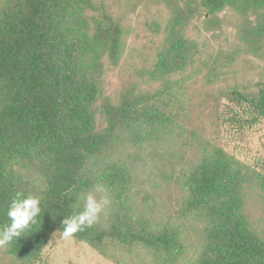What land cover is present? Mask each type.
<instances>
[{
    "label": "trees",
    "instance_id": "16d2710c",
    "mask_svg": "<svg viewBox=\"0 0 264 264\" xmlns=\"http://www.w3.org/2000/svg\"><path fill=\"white\" fill-rule=\"evenodd\" d=\"M200 7L208 15L230 9L244 23L255 15L244 40L253 51L264 46V0L188 2V19ZM185 18L180 10L173 16L178 31L167 33L161 74L182 69L187 47L178 25ZM122 39L106 0H0V227L10 222L7 208L19 193L38 196L42 209L24 237L1 246L8 259L2 264L40 262L48 239L62 235L63 219L96 185L110 203L96 224L72 237L116 264H264V236L245 211L247 188L257 186L264 199V157L242 162L200 128L178 125L188 139L173 136L181 107L163 98L174 100L183 89L168 77L153 93L134 84L114 101L105 96L103 61L118 63ZM257 88L223 95L226 103L215 105L216 139L264 124V79ZM161 147L179 160L188 152V166L172 170L183 213L163 220L141 205L147 198L139 201L136 187L142 160Z\"/></svg>",
    "mask_w": 264,
    "mask_h": 264
},
{
    "label": "rangeland",
    "instance_id": "374dc122",
    "mask_svg": "<svg viewBox=\"0 0 264 264\" xmlns=\"http://www.w3.org/2000/svg\"><path fill=\"white\" fill-rule=\"evenodd\" d=\"M200 1L106 0L122 25L123 50L116 65L110 64L107 59L103 61V94L114 101L122 90L134 84L137 89L153 93L162 88L168 77L169 82H175L183 89L176 92V95L173 94L175 101L170 96L163 98L166 104L176 102L181 107L176 112L177 129L173 136H178L181 141L188 139V133H185L188 131L182 132L178 125L196 131L203 129L205 139L214 144L219 143L228 153L250 165L264 157V124L246 130L243 135L230 134L216 139L218 117L215 105H220L222 101L226 103L223 95L234 88L255 93L259 82L264 79V46L255 47L253 51L251 44L244 40L242 32L246 27L245 23L256 22V16L249 13L244 23L230 9L208 15L200 7L188 19V2L199 5ZM178 10L186 16L184 22L178 25L187 47L179 55V63L183 66L174 73L161 74L158 69L160 53L167 43V33L173 31L175 34L178 31L177 26L171 24ZM188 40L195 47L189 53ZM261 44L264 45V42ZM99 103L100 101L97 102ZM94 122L98 129L102 127L100 114L95 116ZM178 155H182L184 159L179 160L175 153L161 147L150 157L144 158L142 161L146 165L137 170L139 201L146 197L147 199L141 200V205H146L160 219L168 214L180 217L183 213L182 191L172 170L181 173L188 164V152ZM189 155L192 156V153ZM246 191L248 197L245 211L248 219L264 236L263 193L257 186L247 188ZM7 260L0 246V264ZM36 264L116 263L100 255L85 242L73 237L65 239L63 235L55 234L48 239L42 250L41 260Z\"/></svg>",
    "mask_w": 264,
    "mask_h": 264
},
{
    "label": "clouds",
    "instance_id": "9594fccd",
    "mask_svg": "<svg viewBox=\"0 0 264 264\" xmlns=\"http://www.w3.org/2000/svg\"><path fill=\"white\" fill-rule=\"evenodd\" d=\"M98 193L104 195L98 198ZM109 203L106 190L102 185H96L92 191L84 195L82 208H78L72 216L63 219V237L67 239L77 232L91 228L99 221ZM41 212V201L38 196L17 194L7 208L6 215L10 222L0 227V246L8 245L24 237L37 223Z\"/></svg>",
    "mask_w": 264,
    "mask_h": 264
}]
</instances>
